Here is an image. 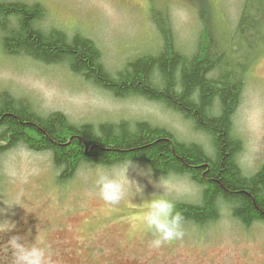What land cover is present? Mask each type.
<instances>
[{
	"label": "rangeland",
	"instance_id": "rangeland-1",
	"mask_svg": "<svg viewBox=\"0 0 264 264\" xmlns=\"http://www.w3.org/2000/svg\"><path fill=\"white\" fill-rule=\"evenodd\" d=\"M14 1L43 4L45 29L55 27L69 35L80 31L92 38L112 73L143 52L159 50L162 35L152 18L155 9H167L178 47L190 54L206 30L203 15L220 16L218 33L222 36L227 32L224 25L233 30L244 2ZM255 58L234 115V134L244 141L239 162L249 174L264 164V52ZM4 90L28 100L41 113L60 111L78 124L144 120L168 128L179 140L209 143L191 123L161 103L141 97L117 98L74 74L68 64L5 54L0 46V93ZM123 165L82 164L72 179L58 182L51 152L24 144L7 147L0 155V209L16 205L6 213L0 211V264H12L6 241L16 233L25 235L29 243H39L50 264H264V223L244 226L227 207L215 223L205 227L183 223V238L151 247L156 237L142 220L149 202L164 196L199 203L201 187L187 176L153 172L154 180L168 181V191L162 193L130 169V177L144 184V193L133 188L118 204H108L99 195L98 172H119Z\"/></svg>",
	"mask_w": 264,
	"mask_h": 264
},
{
	"label": "trees",
	"instance_id": "trees-1",
	"mask_svg": "<svg viewBox=\"0 0 264 264\" xmlns=\"http://www.w3.org/2000/svg\"><path fill=\"white\" fill-rule=\"evenodd\" d=\"M46 16L39 2L0 0L3 53L65 63L117 98L161 103L209 143L179 140L168 128L144 120L78 124L60 111L41 113L28 100L4 90L0 155L18 144L49 151L58 182L72 179L82 164L111 168L133 161L155 174L187 176L201 187L199 203L173 201L183 223L208 226L219 220L224 207L244 226L264 223V164L246 173L239 162L244 141L234 134L242 91L255 57L264 52V0H244L238 22L233 30L224 25L227 32L222 36L220 16L203 15L206 30L190 54L178 47L167 9H155L152 18L162 35L159 50L137 55L117 73L105 66L92 38L80 31L69 35L59 28L45 29L41 21Z\"/></svg>",
	"mask_w": 264,
	"mask_h": 264
},
{
	"label": "clouds",
	"instance_id": "clouds-1",
	"mask_svg": "<svg viewBox=\"0 0 264 264\" xmlns=\"http://www.w3.org/2000/svg\"><path fill=\"white\" fill-rule=\"evenodd\" d=\"M133 161L125 163L119 172H109L100 170L96 184L99 188L100 197L108 204H118L125 198L127 193L134 188L137 193H144V184L137 179L130 177V169L135 170L137 175L147 178L148 182L160 192L168 191V181L153 179V171L150 167H140ZM11 206L6 205L0 211L4 213L11 210ZM143 225L151 230L155 239L151 241V247L159 248L162 243L183 238V216L175 211V203L164 197L152 199L147 211L142 217ZM11 252L12 264H50L46 250L39 243L27 242L25 235L16 233L9 236L6 241Z\"/></svg>",
	"mask_w": 264,
	"mask_h": 264
}]
</instances>
